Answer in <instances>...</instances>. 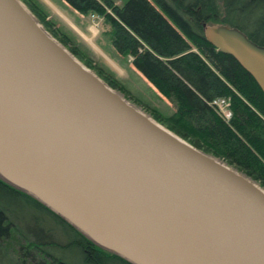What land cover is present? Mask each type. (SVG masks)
<instances>
[{"label":"water","instance_id":"1","mask_svg":"<svg viewBox=\"0 0 264 264\" xmlns=\"http://www.w3.org/2000/svg\"><path fill=\"white\" fill-rule=\"evenodd\" d=\"M205 39L264 92V45ZM0 176L133 264H264V190L158 124L0 0Z\"/></svg>","mask_w":264,"mask_h":264},{"label":"trees","instance_id":"2","mask_svg":"<svg viewBox=\"0 0 264 264\" xmlns=\"http://www.w3.org/2000/svg\"><path fill=\"white\" fill-rule=\"evenodd\" d=\"M62 1L81 14L102 16L111 26L108 32L113 46L122 55L132 56L134 66L175 106L170 116H162L149 107L157 121L264 187V92L231 55L212 46L203 31V23H225L264 45V0ZM26 2L46 30L86 60L111 87L129 96L127 86L116 73L103 63L86 59L75 37L49 19L39 1ZM250 13H258L255 19L259 24L255 25ZM217 98L229 101L228 121L208 103ZM14 205L38 210L41 215L34 222L42 223L47 218L62 229L68 241L60 244L53 239V227L47 223L41 227L40 236L36 226H32L33 239H28L29 232L12 225L15 219L26 220L14 215ZM10 227H14L18 236L12 237ZM3 239L6 247L2 249L0 242V252L4 257L18 244L28 254L40 255L43 264H133L95 243L37 198L0 176V241ZM76 256L79 260L74 259Z\"/></svg>","mask_w":264,"mask_h":264},{"label":"rangeland","instance_id":"3","mask_svg":"<svg viewBox=\"0 0 264 264\" xmlns=\"http://www.w3.org/2000/svg\"><path fill=\"white\" fill-rule=\"evenodd\" d=\"M19 1L36 17V15L33 13L29 5L27 4L26 0H19ZM37 1H39L44 6L45 10L47 11L49 19L55 21L57 26L62 27L66 31H69L75 37L76 45L83 51L84 55L86 56V59H91L95 63H103L116 73V75L127 86L129 90L128 92L129 96L126 95L120 89H116L112 87L113 89L118 91L124 98H126V100L134 104L142 112L146 113L148 116L154 119L155 122L164 126L162 123H160L154 118V114L149 107L156 109V111L162 116H170L174 112L175 106L171 102H169L163 95H161L156 90V88H154L153 84L134 66V64L132 63L133 60L132 56L127 57L122 55L113 46L112 38L108 32L109 30H111V26L104 22V18L102 16H99L97 14H89V15L81 14L66 1H62V0H37ZM251 13L249 14V17L251 16V19L252 18L254 19L255 25L259 24L258 20L255 19L258 17V13H253V14ZM38 22L41 23L40 21ZM41 25L46 30V28L42 23ZM47 32L53 38H55L61 45H63L64 48H66L69 52H71L76 57V59L81 62V64H83L90 71H92L93 73L98 75L102 80H104L94 68L90 67L86 63V60L80 59L77 55H75L71 51L70 47L64 45V43H62L57 37H55L48 30ZM217 99L221 100V98H217ZM140 101H142L144 104L139 103ZM215 110L217 111L219 116L223 120H225L221 116L219 110L217 108H215ZM232 167L235 168L234 166ZM235 169L243 173L237 168ZM254 181L261 187V189L264 190V187L258 181L256 180ZM12 210L15 212L14 215L16 214L21 215L23 216V219H26L25 220L26 223L28 222L25 225V221L20 222L19 219L18 220L15 219L16 221L13 222L12 224L13 226L19 225L18 227H20V229L25 230L26 233L27 232L30 233L31 227L35 225L36 231L38 232V236H40L41 227H43V225L44 224L46 225L47 223L48 227L49 224L50 227H53L52 228V232L54 235L52 237L53 239H55L60 244H64L68 241V238L63 234L62 229H60V227L54 224V222H52L53 223L52 224L51 221L48 220L47 218L44 217L43 221L41 220L42 223L40 222L35 223L36 217H38V215L39 216L41 215V213L38 212V210L36 211L35 209L22 205H14L12 206ZM13 232L14 234L12 235V237L18 236L16 234L17 232L15 231L14 227L13 228L10 227V234ZM24 235L26 234L24 233ZM27 236L28 239H33L31 233L28 234ZM5 240L3 239L2 241H0L3 244L2 249L6 247L5 245L6 243L4 242ZM22 241H21L22 243H25V239ZM14 242L15 241H13V243ZM30 254L33 253L30 252ZM30 254L27 253V249L19 248L17 244L13 248L9 249V252L8 254H6V257L2 256V253L0 252V264H43L44 261L42 260L40 255L36 253H35L36 255H30ZM76 258L79 260V257L77 256L74 257L75 260H77ZM76 263H78V261Z\"/></svg>","mask_w":264,"mask_h":264},{"label":"built area","instance_id":"4","mask_svg":"<svg viewBox=\"0 0 264 264\" xmlns=\"http://www.w3.org/2000/svg\"><path fill=\"white\" fill-rule=\"evenodd\" d=\"M210 105L217 108L221 114V116L228 120L230 118V110H229V101L227 99H213L208 102Z\"/></svg>","mask_w":264,"mask_h":264}]
</instances>
